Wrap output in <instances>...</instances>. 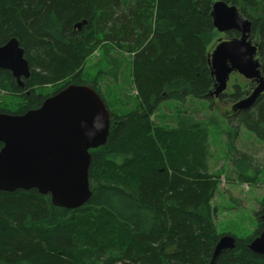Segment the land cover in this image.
Segmentation results:
<instances>
[{
    "label": "trees",
    "instance_id": "obj_1",
    "mask_svg": "<svg viewBox=\"0 0 264 264\" xmlns=\"http://www.w3.org/2000/svg\"><path fill=\"white\" fill-rule=\"evenodd\" d=\"M217 1L251 23L264 75V0H0V46L17 39L31 72L19 85L0 70L1 95L15 99L13 110L0 103V113L37 109L68 85H86L104 101L100 82L115 83L122 69L110 60L92 76L86 63L97 52L128 57L123 61L135 91L119 112L104 101L109 133L105 145L89 150L91 196L83 206L58 207L36 190L0 191V264H210L224 234L215 229L212 200L221 173L208 172L207 122L196 121L188 108L172 111L174 126L163 122L164 114L160 123L154 118L169 101L182 107L188 99L190 107L193 99H211L208 55L218 35L211 16ZM241 95L236 90L234 98ZM234 117L264 146V93ZM233 139L227 145L237 181L256 184L262 170L251 171L254 160ZM259 206L252 235H231L235 247L215 264H264L248 248L264 231V198Z\"/></svg>",
    "mask_w": 264,
    "mask_h": 264
},
{
    "label": "water",
    "instance_id": "obj_2",
    "mask_svg": "<svg viewBox=\"0 0 264 264\" xmlns=\"http://www.w3.org/2000/svg\"><path fill=\"white\" fill-rule=\"evenodd\" d=\"M211 16L217 33L235 32L238 37L218 39L208 55L214 80L210 97L223 94L229 76L238 73L256 83L249 96L232 106L233 111H247L264 93V75L256 58L258 46L250 39L251 23L224 1L213 4ZM80 24L75 25L77 30ZM0 70L10 72L19 85L29 79V64L17 39L0 46ZM109 125L106 104L86 85H68L46 98L39 108L21 115L0 113V191L36 190L49 195L58 207L71 210L83 206L91 196L89 150L105 145ZM234 247V237H220L210 264H215L222 251ZM248 248L264 257V231Z\"/></svg>",
    "mask_w": 264,
    "mask_h": 264
},
{
    "label": "rangeland",
    "instance_id": "obj_3",
    "mask_svg": "<svg viewBox=\"0 0 264 264\" xmlns=\"http://www.w3.org/2000/svg\"><path fill=\"white\" fill-rule=\"evenodd\" d=\"M227 36V34L218 33L215 42L217 43L218 39L224 41L228 38ZM250 39L252 43L257 42V39L252 36ZM124 58L127 59L128 57L116 51H111L110 57L107 59L102 53L97 52L88 58L86 63L87 70L90 67L89 73L92 76L101 68L106 69L108 63H111L112 60L117 62L116 64L120 68L119 71L122 69L118 73L115 83H113L110 77H105L100 82V87L103 90L101 94L104 101L112 106V109L116 112L122 111L127 102L133 101L135 95V91L130 86L129 76L125 70ZM96 62H98V66L92 67ZM110 84L114 85V88H111L109 91ZM245 85L247 83L244 78L238 74H231L227 88L223 92V98H212L206 101L193 99L190 107H188V99L182 107L169 101L165 106L160 107V110L163 112L160 111L158 117L154 118L156 123H160L159 116L164 114L166 117L163 122L174 126L172 111L175 112L177 111L176 108H178V111H188L191 109L194 112L193 118L196 121L207 122L209 134L208 172L210 174L216 171L221 173L220 184L212 200V206L216 209L214 217L215 229L218 234L234 235L237 238L248 237L255 231L257 227L255 213L260 210L259 205L264 198V146L258 143L252 134L240 126L235 117L228 118L231 103L237 100V98H234L235 91L238 90L235 87L239 88L238 91L244 90L246 92L248 89ZM9 96L8 94L1 95L0 93V103H4L1 107L13 110L15 99ZM115 104H117V107H115ZM209 118L211 119L209 120ZM229 137L234 138L233 144L238 152L247 154L254 160L251 171L257 168L262 170V174L256 184L249 185L237 181V175L232 163L234 156L230 157V146L229 144L227 145ZM251 171L250 175H253Z\"/></svg>",
    "mask_w": 264,
    "mask_h": 264
},
{
    "label": "flooded vegetation",
    "instance_id": "obj_4",
    "mask_svg": "<svg viewBox=\"0 0 264 264\" xmlns=\"http://www.w3.org/2000/svg\"><path fill=\"white\" fill-rule=\"evenodd\" d=\"M229 33H235V32H228V33H226L227 35L229 34ZM237 34V33H236ZM226 40H230V38H227ZM254 44H257V43H254ZM256 58H257V55H256ZM232 74H238V73H235V72H233ZM239 75V74H238ZM230 77V76H229ZM240 77H242L241 75H240ZM243 78V77H242ZM246 80V79H245ZM246 83H247V85H245V87H247V91L245 92L244 90H242V91H239L240 93H245L244 94V96H242V97H240V99L239 100H242V99H244V98H246L247 96H249L250 94H251V92L254 90V88H255V86H256V83L254 82V81H249V80H246ZM235 87V86H234ZM237 87V86H236ZM235 87V88H236ZM236 89H238L239 90V88L237 87ZM246 89V88H245ZM237 90V91H238ZM224 97V95L223 94H220L218 97H216V96H213V97H210L211 99L213 98V99H221V98H223ZM238 99L236 100V101H234V102H232L231 103V106H230V109H229V116H228V118H230V117H234V115H236V114H238L239 112L238 111H233L232 110V106L236 103V102H238L239 101Z\"/></svg>",
    "mask_w": 264,
    "mask_h": 264
}]
</instances>
